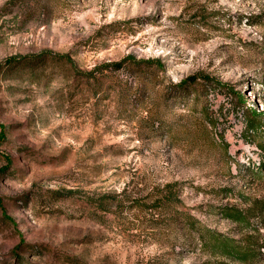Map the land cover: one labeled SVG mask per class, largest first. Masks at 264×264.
<instances>
[{"label":"rangeland","instance_id":"obj_1","mask_svg":"<svg viewBox=\"0 0 264 264\" xmlns=\"http://www.w3.org/2000/svg\"><path fill=\"white\" fill-rule=\"evenodd\" d=\"M128 55L164 69L105 68ZM254 110L264 0H0V264H264L173 224L264 243Z\"/></svg>","mask_w":264,"mask_h":264},{"label":"trees","instance_id":"obj_2","mask_svg":"<svg viewBox=\"0 0 264 264\" xmlns=\"http://www.w3.org/2000/svg\"><path fill=\"white\" fill-rule=\"evenodd\" d=\"M47 55H56L55 53H48ZM42 56V55H41ZM59 56V55H58ZM62 57H66L68 59V62L71 64H75L74 61L69 57L65 55H61ZM11 62V61H9ZM136 66L140 67L141 70H147V69H152V70H161L164 69V63L160 59H140L138 60L136 57L132 55H128L124 57L121 61L115 62V63H108L105 68L109 66H113L112 68L117 69L121 66ZM76 66V65H74ZM151 66V68L147 67ZM154 70V71H155ZM202 79L206 82H209L213 86H218V87H229V84L226 82H223L219 79H216L214 77H211L210 75H200V74H194L192 75L189 79L180 82V86H188L190 87L191 85L197 84V82ZM207 85H205L206 87ZM230 93L233 94V96L238 100V102L242 105H245L247 103V99L245 94L241 93L240 91H235L233 88H229ZM188 101H190V96L189 94L187 95ZM264 120V112L263 111H253L251 112V119L249 121V129L256 131L260 128V125L262 124ZM261 171L264 170V164L260 166L259 168ZM158 196H161L160 199L162 201V204L168 205L169 207H175L177 203L180 202V197L179 193L177 191V185L174 183H168L164 185L160 191V194ZM260 208L264 210V201L260 205ZM232 213L230 211H226L225 214L228 215L229 218H235L236 215V220L238 221H243L245 222L246 216L237 210H234ZM173 224L174 225H182V229L184 231H188V234H198L199 237H201V242L202 246H205L206 248L213 249L217 253L225 255L230 258L238 259L240 261H247L251 257L254 256V253L256 250H259L260 248H264V243L256 245L254 243H247L246 245H240L238 242H236L235 239H229L226 238L223 235H218L214 233V231H211L209 229H206L205 232L203 231L204 227H199L197 225V221H193L189 216L183 214L179 215L178 217L173 218ZM196 222V223H195ZM206 237L210 238L209 241L206 239ZM256 246L258 248H256Z\"/></svg>","mask_w":264,"mask_h":264}]
</instances>
